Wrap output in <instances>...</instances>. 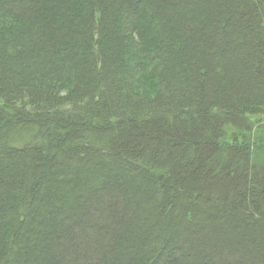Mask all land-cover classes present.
I'll return each instance as SVG.
<instances>
[{"label": "trees", "instance_id": "1", "mask_svg": "<svg viewBox=\"0 0 264 264\" xmlns=\"http://www.w3.org/2000/svg\"><path fill=\"white\" fill-rule=\"evenodd\" d=\"M0 130V264H264V0H0Z\"/></svg>", "mask_w": 264, "mask_h": 264}, {"label": "rangeland", "instance_id": "2", "mask_svg": "<svg viewBox=\"0 0 264 264\" xmlns=\"http://www.w3.org/2000/svg\"><path fill=\"white\" fill-rule=\"evenodd\" d=\"M72 37H74V36H72ZM3 117V116H2ZM212 122V120L210 121V123ZM11 124H13V123H11ZM209 128V124H207L206 125V129H208ZM1 130H0V136H1ZM155 136V135H154ZM156 137V136H155ZM187 140V141H186ZM184 141H186V143H189V144H192L191 142H189V141H192V139H191V137L190 136H184ZM194 144V143H193ZM128 147V145L126 146V148ZM126 148H124V147H122V150H125ZM58 152H59V149H56ZM143 153H147L146 151H144ZM189 162V161H188ZM188 164H190V162L188 163ZM197 166H196V164H194V165H192V166H189L186 170H190L191 171V169H194V170H196L195 168H196ZM160 168H155V169H153V172H158V170H159ZM165 169V168H164ZM202 171V168H197V172H201ZM161 177H164V176H160V178L159 179H157V181H155V183H156V186L160 183V184H162V186L164 187V185H167V186H169V188H170V191L171 192H177V193H179V191H180V186L179 185H177V184H174V183H172V181H170V180H168V179H166V180H164V181H162L161 179ZM166 178H167V176H166ZM154 183V184H155ZM166 183V184H165ZM194 185H192L191 187H183V189L184 190H186L187 191V194H185V195H187L188 197L192 194H194L193 192L195 191L194 190ZM156 193H158V196L156 195V197L157 198H159L160 196H159V192H156ZM227 197H228V195L226 196V198H224V199H222V200H220V199H218V200H220V202H218V200H217V203H220V204H222V206H229V204H230V202L227 200ZM192 198H193V196H192ZM220 198V197H219ZM155 206V204L153 205V207ZM215 210H218V211H221V209H219V208H216ZM158 211V210H157ZM263 222V224H264V220L262 221ZM179 223V222H178ZM238 225H237V228L238 229H241L242 228V231L244 232V234H247L248 236H251V237H253L254 236V233L252 232V231H250V229L249 228H247V227H244V225H242L241 224V226H240V228H239V222H236ZM263 224H261V231H262V233H263V236H264V225ZM180 224H178V226H179ZM177 226V227H178ZM208 232V231H207ZM259 245H261V248H263L264 249V243L262 244L259 240H258V242H257ZM188 251H190V252H192L193 253V251H191V250H188ZM193 255V254H192ZM165 256V255H164ZM195 258V256H193V258L192 259H194Z\"/></svg>", "mask_w": 264, "mask_h": 264}]
</instances>
